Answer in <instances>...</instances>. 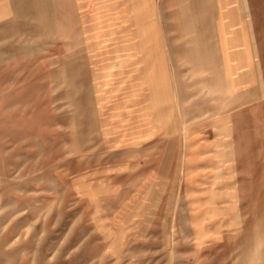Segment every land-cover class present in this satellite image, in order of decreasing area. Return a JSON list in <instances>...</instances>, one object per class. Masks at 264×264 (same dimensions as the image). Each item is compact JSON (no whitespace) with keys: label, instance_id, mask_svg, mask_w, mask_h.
<instances>
[{"label":"rangeland","instance_id":"obj_1","mask_svg":"<svg viewBox=\"0 0 264 264\" xmlns=\"http://www.w3.org/2000/svg\"><path fill=\"white\" fill-rule=\"evenodd\" d=\"M213 12L0 0V264H264V165L187 145L220 125L185 53V22Z\"/></svg>","mask_w":264,"mask_h":264},{"label":"crops","instance_id":"obj_2","mask_svg":"<svg viewBox=\"0 0 264 264\" xmlns=\"http://www.w3.org/2000/svg\"><path fill=\"white\" fill-rule=\"evenodd\" d=\"M184 28L189 68L210 89L220 120L214 128L187 132L216 130L210 134L217 137L187 138L191 153L199 152L200 166H263L264 0H215L211 16L194 13ZM167 81L171 104L177 99Z\"/></svg>","mask_w":264,"mask_h":264}]
</instances>
